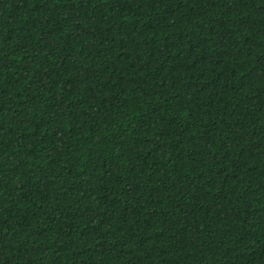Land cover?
I'll list each match as a JSON object with an SVG mask.
<instances>
[{"label": "trees", "instance_id": "trees-1", "mask_svg": "<svg viewBox=\"0 0 264 264\" xmlns=\"http://www.w3.org/2000/svg\"><path fill=\"white\" fill-rule=\"evenodd\" d=\"M0 264H264V0H0Z\"/></svg>", "mask_w": 264, "mask_h": 264}]
</instances>
